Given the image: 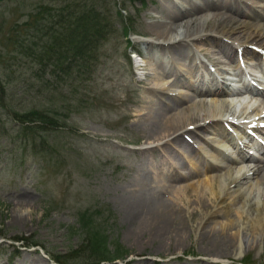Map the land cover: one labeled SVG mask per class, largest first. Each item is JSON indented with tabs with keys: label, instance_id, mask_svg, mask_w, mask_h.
<instances>
[{
	"label": "rangeland",
	"instance_id": "obj_1",
	"mask_svg": "<svg viewBox=\"0 0 264 264\" xmlns=\"http://www.w3.org/2000/svg\"><path fill=\"white\" fill-rule=\"evenodd\" d=\"M82 1H0V77L12 88L9 92L13 95L12 99L5 97L6 106L26 111L45 109L57 123L52 129L43 125L47 129L41 132L42 146L46 150L35 148L38 155H44L37 157L29 149L22 150L14 137V123L0 107V264H30L35 258L45 264H60L54 257L65 258L70 264L66 256L78 257L83 240L78 224L81 215L104 228L110 237H117L126 250L125 259L113 264H264V228L255 242L243 243L239 257L234 256L235 251L226 257L208 253L211 237L199 236L200 229L190 232L182 244L162 249L157 248V241L149 244L144 240V245L139 246L126 237L129 224L122 218L120 200L125 195L127 181L139 169L141 158L135 152L155 144L141 125L140 116L156 102V97L147 91L158 71L170 74L174 68L184 67L161 61L163 52L146 47L144 42L154 38L155 27L161 24L182 26L188 18L200 20L202 10L175 21L164 17L162 22H157L152 14L154 7L163 6L166 0H118L117 3L108 0L113 10V6L118 8V3L126 8L123 15L126 25L128 22L130 25L125 33L128 35L125 36L122 28L112 29L94 49L98 57L90 75H79L73 70L69 75H61L53 84L48 76L51 64L46 58L39 61V49H34L32 43L38 33L30 28L19 37L18 29L41 5L52 7L50 13L43 16L55 15L53 18L57 19L58 12L65 6L71 14ZM144 2L145 8H141ZM241 19L242 22L237 21L231 27V33L240 29L238 33L246 34L247 29L237 28L239 24L253 27L264 24V20L255 16ZM128 45L141 51L145 71L152 74L155 71V75L142 79L137 72L140 70L133 66ZM215 50L209 41L188 45L191 57H187L189 54L184 57L188 58L185 66H189L198 51L222 61V54ZM184 91L192 100L190 91L187 88ZM200 105L206 106L203 102L196 103ZM146 155L143 165L156 166L158 157ZM194 164L195 168L199 167L197 162ZM190 165L188 161V169L192 168ZM210 178L195 175L188 180V185L202 187L203 181L209 179L213 187L219 188L217 181ZM258 186L264 193V182ZM229 198H224L219 209L232 202ZM232 207L240 209L241 205L237 203ZM19 210L29 213L16 214ZM214 210L208 213L209 219L201 228L218 227L213 219L224 221L222 216L212 213ZM244 210L249 213L247 206ZM224 231L217 235H223Z\"/></svg>",
	"mask_w": 264,
	"mask_h": 264
},
{
	"label": "bare ground",
	"instance_id": "obj_2",
	"mask_svg": "<svg viewBox=\"0 0 264 264\" xmlns=\"http://www.w3.org/2000/svg\"><path fill=\"white\" fill-rule=\"evenodd\" d=\"M203 1L204 3H199V5L194 3L193 9L203 6L214 8L219 4L232 6L239 0ZM253 4L254 9L264 16V0L253 1ZM181 15L183 11L180 10L168 12V16L172 19H178ZM263 30L264 25H257L252 32L246 34L227 33L223 28L217 29L213 26H205L202 21L189 20L182 26L165 24L157 26L152 30L154 38L144 42V45L148 48L160 49L164 59H175V62L183 61L180 58L189 54L188 45L203 44L204 41L212 42L216 52L224 53L230 58L237 57L236 53L240 51L242 56L252 59L256 56V51L251 46L254 44L264 47ZM254 31L257 32L254 34ZM223 35L230 36L231 41L237 43L238 48H233L228 44L224 49L222 47L225 43L222 40ZM210 36L216 37L209 38ZM185 72L190 73L191 69L178 68L167 79L157 77L153 83L155 87L147 91L156 97L154 99L156 102L151 103L140 116L141 125L145 130V135L154 138L152 142L155 144L135 152L141 158L139 169L132 175L133 178L127 181L125 195L120 200L122 218L129 224L126 237L133 243H139V246L144 245V240L149 244L157 241V248L162 249V247L182 244L190 232L200 229L199 236L211 237L210 240L207 239L208 253L217 257H226L235 251L234 256L239 257L243 243L255 242L264 228V193L258 186L261 181L264 182V158L257 160L253 167L249 168L250 172L243 170V167L239 165L234 172L228 169L225 173H220V159L227 158L223 151L225 144L234 145L236 143V135L228 131L226 125L230 124L234 129L242 132L245 130L240 126L241 124L231 123L234 121L233 114H226L231 110L226 104L218 103L217 100L206 106L193 105L196 102L187 105L186 97L180 92L184 88L181 78ZM222 77H224L223 74ZM172 78L173 82L164 87L166 80L169 81ZM176 85L177 88L173 89ZM189 87L202 96H220V92L203 86L189 84ZM222 89L218 90L222 91ZM175 105L185 106L177 109ZM172 108L176 111L169 114L164 113ZM237 123H240L239 120ZM243 125L247 126V124ZM185 134L193 135L196 138L195 142L203 148V151L196 150L191 143L185 140ZM212 140L219 143L217 148L212 147ZM179 149L192 150L204 166L202 173L208 174L210 179H214V174L218 179L226 175L227 182L224 184V182L217 181L219 188L213 187L209 179L203 181L202 187L182 184V181L189 180L193 172H180V169L184 171L185 168L174 164L173 157L179 154ZM146 154L158 157L156 166L145 167L143 165ZM162 164L169 165L166 180L160 176L164 167L158 166ZM181 165L183 166L180 162ZM249 174L252 175L250 179H248ZM172 182H176L178 186L172 185ZM227 196L230 197L228 201L232 200V202H228L229 204L219 209L218 205L224 203V198ZM237 203H240V209L232 207ZM245 206L249 209V213L244 210ZM213 208L215 210L212 213L216 217L222 216L224 221L213 219L218 227L201 228L202 224L209 219L208 213ZM28 213V210L16 211L19 215L26 216ZM223 231L225 232L223 235H217ZM30 264L45 263L35 258Z\"/></svg>",
	"mask_w": 264,
	"mask_h": 264
},
{
	"label": "trees",
	"instance_id": "obj_3",
	"mask_svg": "<svg viewBox=\"0 0 264 264\" xmlns=\"http://www.w3.org/2000/svg\"><path fill=\"white\" fill-rule=\"evenodd\" d=\"M51 9L50 5L39 6L38 12L31 14L18 31L22 33L32 28L38 33L37 40H32L35 44L34 49L36 47L39 49L40 60L46 58L51 64V72L56 77H59V73L69 75L73 70L78 74L91 72L95 58L94 49L111 31L113 22L116 23L117 20L123 23L121 12L118 9L112 12L108 0H83L76 5L71 14H69L70 9L65 6L58 12L57 19L53 18L55 15L43 16L44 13L49 14ZM110 17L113 21H110ZM17 41L20 43L19 38ZM19 45L21 46V43ZM6 84L0 77L2 108L17 124L16 136L21 138L24 145H31L33 148L38 143L43 144L41 132L47 130L43 125L50 127L48 129L53 128L57 124L55 117L50 116L45 109L26 111L7 107L5 97H9L10 94ZM41 150L46 149L42 147ZM78 224L83 240L77 251L78 257L66 256L71 261L70 264L101 262L113 264L126 257V250L118 242L117 237H110L104 228L94 225L88 216L81 215ZM55 259L61 264H69L65 258L59 260L60 257H55Z\"/></svg>",
	"mask_w": 264,
	"mask_h": 264
}]
</instances>
